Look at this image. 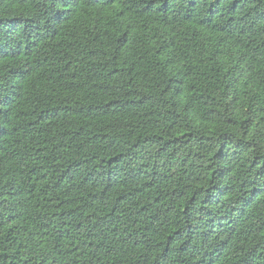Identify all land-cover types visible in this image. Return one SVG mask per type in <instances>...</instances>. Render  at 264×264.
Wrapping results in <instances>:
<instances>
[{"label": "trees", "instance_id": "16d2710c", "mask_svg": "<svg viewBox=\"0 0 264 264\" xmlns=\"http://www.w3.org/2000/svg\"><path fill=\"white\" fill-rule=\"evenodd\" d=\"M0 264H264V0H0Z\"/></svg>", "mask_w": 264, "mask_h": 264}]
</instances>
